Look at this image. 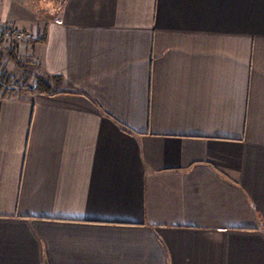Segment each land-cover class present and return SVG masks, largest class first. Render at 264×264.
Wrapping results in <instances>:
<instances>
[{"label":"crops","instance_id":"obj_1","mask_svg":"<svg viewBox=\"0 0 264 264\" xmlns=\"http://www.w3.org/2000/svg\"><path fill=\"white\" fill-rule=\"evenodd\" d=\"M51 4L0 0V264H264V0Z\"/></svg>","mask_w":264,"mask_h":264},{"label":"rangeland","instance_id":"obj_2","mask_svg":"<svg viewBox=\"0 0 264 264\" xmlns=\"http://www.w3.org/2000/svg\"><path fill=\"white\" fill-rule=\"evenodd\" d=\"M52 1L54 0H29V4L33 8H35L38 13H40L39 16L41 24L50 19L51 14H53L52 10L54 9V5L51 4ZM11 48L13 49L14 53H16L18 58L22 59L25 64L30 63L27 61V59H25L24 56L19 55V51H17L16 48L6 43H0L1 68H3L5 73L12 79V83L15 85L13 87H16L15 89L20 90V88H23L24 91L35 90V72L33 70H30V68L27 69V67L25 66L23 68H25L26 71L18 68L16 63L9 59V54L7 53V51H9Z\"/></svg>","mask_w":264,"mask_h":264},{"label":"trees","instance_id":"obj_3","mask_svg":"<svg viewBox=\"0 0 264 264\" xmlns=\"http://www.w3.org/2000/svg\"><path fill=\"white\" fill-rule=\"evenodd\" d=\"M40 40L41 39H39L38 42ZM8 54H9V59L14 61L18 68L26 71V69L23 68L25 66L24 61L22 59L18 58L17 56H15V53H14L13 49L9 50ZM15 60H17V61H15ZM10 84H11V80L8 77V75L5 73L4 69L1 68V63H0V95L2 97L5 96L6 94H10L12 92V89H9ZM35 88L40 90V91H42L43 89H46V91H49L48 83L44 82V80L42 78H38L36 80Z\"/></svg>","mask_w":264,"mask_h":264},{"label":"built area","instance_id":"obj_4","mask_svg":"<svg viewBox=\"0 0 264 264\" xmlns=\"http://www.w3.org/2000/svg\"><path fill=\"white\" fill-rule=\"evenodd\" d=\"M0 38L7 41L11 46L16 48L22 41L34 40L30 32H23L16 26H7L0 24Z\"/></svg>","mask_w":264,"mask_h":264}]
</instances>
